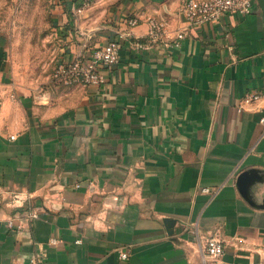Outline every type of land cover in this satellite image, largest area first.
<instances>
[{"label":"crops","instance_id":"obj_1","mask_svg":"<svg viewBox=\"0 0 264 264\" xmlns=\"http://www.w3.org/2000/svg\"><path fill=\"white\" fill-rule=\"evenodd\" d=\"M184 1L94 0L77 13L78 0H59L55 25L77 44L122 43L105 84L67 87L60 105L0 82V264H199L210 238L224 253L205 264H264V100L244 103L264 92V6L189 27L176 47ZM148 16L171 37L134 49ZM77 47L63 61L86 59ZM26 209L30 225L8 227Z\"/></svg>","mask_w":264,"mask_h":264},{"label":"rangeland","instance_id":"obj_2","mask_svg":"<svg viewBox=\"0 0 264 264\" xmlns=\"http://www.w3.org/2000/svg\"><path fill=\"white\" fill-rule=\"evenodd\" d=\"M93 3L94 0L89 7L76 12L88 11ZM58 4L59 0H0V48L8 61V77L0 82L11 95L26 98L32 104L35 100L47 103L56 98L62 105L66 99L63 91L78 85L66 84L56 74L59 62L66 60L67 50H78L79 45L87 50L88 58L101 47L96 43L98 33L85 47L77 44L73 27L58 30L54 22ZM67 42H73L74 47H68Z\"/></svg>","mask_w":264,"mask_h":264},{"label":"built area","instance_id":"obj_3","mask_svg":"<svg viewBox=\"0 0 264 264\" xmlns=\"http://www.w3.org/2000/svg\"><path fill=\"white\" fill-rule=\"evenodd\" d=\"M255 0H185L183 2L182 12L186 27L176 32L173 36V45L180 46L181 40L186 36V29L189 27L200 26L203 23H217L219 20L232 14L240 16L249 15ZM77 12L89 7L93 0H78ZM147 41L133 42L132 47L137 50H147L154 42L169 39L170 33L164 20L157 17L148 16ZM129 29L138 25V19L131 17L126 20ZM122 43L119 40H109L103 46L97 48L88 58L81 60L74 58L70 61H61L57 65L56 74L64 78L66 84H78L85 87H101L106 82L105 71H110L119 61ZM264 100V92L248 93L244 97V103ZM264 125V116L259 119ZM12 138V137H11ZM1 191V185H0ZM204 192H210L208 188H203ZM38 216L37 211L26 209L21 215L7 220L10 228L22 229L30 225L31 221ZM17 220V222H14ZM54 243L52 239L50 241ZM224 253V247L217 238H210L206 241L203 248L202 261L199 264H205L207 259H217ZM121 259H126L128 251L124 250L119 254ZM31 264H36L37 259L32 258Z\"/></svg>","mask_w":264,"mask_h":264},{"label":"water","instance_id":"obj_4","mask_svg":"<svg viewBox=\"0 0 264 264\" xmlns=\"http://www.w3.org/2000/svg\"><path fill=\"white\" fill-rule=\"evenodd\" d=\"M259 4L264 6V0H258ZM251 182L250 173L243 172L237 178V184L239 185V191L244 196L247 197L248 187ZM259 207H264V204H260Z\"/></svg>","mask_w":264,"mask_h":264}]
</instances>
